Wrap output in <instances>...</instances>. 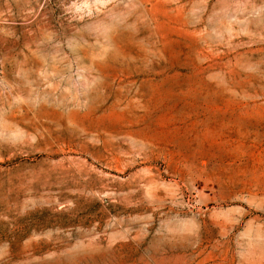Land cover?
Wrapping results in <instances>:
<instances>
[{
  "label": "rangeland",
  "instance_id": "1",
  "mask_svg": "<svg viewBox=\"0 0 264 264\" xmlns=\"http://www.w3.org/2000/svg\"><path fill=\"white\" fill-rule=\"evenodd\" d=\"M0 264H264V0H0Z\"/></svg>",
  "mask_w": 264,
  "mask_h": 264
}]
</instances>
